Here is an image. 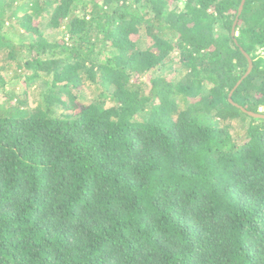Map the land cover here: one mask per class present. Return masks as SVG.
I'll return each mask as SVG.
<instances>
[{"label": "trees", "instance_id": "16d2710c", "mask_svg": "<svg viewBox=\"0 0 264 264\" xmlns=\"http://www.w3.org/2000/svg\"><path fill=\"white\" fill-rule=\"evenodd\" d=\"M242 2L0 0V89L39 96H0V264H264V119L229 101L264 115V0Z\"/></svg>", "mask_w": 264, "mask_h": 264}, {"label": "rangeland", "instance_id": "374dc122", "mask_svg": "<svg viewBox=\"0 0 264 264\" xmlns=\"http://www.w3.org/2000/svg\"><path fill=\"white\" fill-rule=\"evenodd\" d=\"M41 31L44 32L46 36H50L52 38H61V31H53L50 30L49 28H46V26H41ZM7 81H10L12 79L13 73L7 72ZM24 79L20 81H11L9 82L4 88L0 89V96H6L7 94L13 93L14 94V99L13 103H15L17 100L21 99L26 102H28L29 106L31 108H34L36 102L38 101V93H37V86L38 84H33L29 87L26 86L25 83H23ZM83 90V99H79L77 101L79 104H77V107L80 108L83 105H88L89 101L94 100L98 97L99 92L95 90L93 87H88L86 86L85 88H81ZM6 94V95H5ZM77 111L75 109L74 111H63L62 113L65 114H71L73 112ZM261 112L264 113V109H261Z\"/></svg>", "mask_w": 264, "mask_h": 264}, {"label": "water", "instance_id": "95a60500", "mask_svg": "<svg viewBox=\"0 0 264 264\" xmlns=\"http://www.w3.org/2000/svg\"><path fill=\"white\" fill-rule=\"evenodd\" d=\"M245 1H246V0H243L242 5H241V7H240V9H239L240 11H242V9H243V5H244ZM232 34H233V36H238V33H235V29H233ZM243 53H244V55L247 57L248 62H249V68H248V72H247V74H249V73L252 71V68H253L252 60H251V57H250L249 55H247L245 52H243ZM247 74H246V75H247ZM232 94H233V91L230 93V96H229V101H230V103H232V104L235 105L236 107L240 108L243 112L247 113V114L250 115L251 117L264 119V115H261V114H255V113H253V112H249V111H247L245 108H243L242 106L237 105L236 103H234V102L232 101V98H231Z\"/></svg>", "mask_w": 264, "mask_h": 264}]
</instances>
